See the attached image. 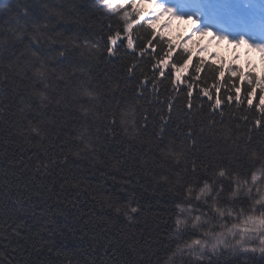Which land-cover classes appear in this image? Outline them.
I'll list each match as a JSON object with an SVG mask.
<instances>
[{
	"label": "trees",
	"instance_id": "trees-1",
	"mask_svg": "<svg viewBox=\"0 0 264 264\" xmlns=\"http://www.w3.org/2000/svg\"><path fill=\"white\" fill-rule=\"evenodd\" d=\"M116 11L102 0H0V252L7 258L0 257L3 264H209L177 251L200 235L177 240L173 234L176 182L191 179V160L227 163L236 151L233 140L243 145L251 133L258 142L264 133L253 130L251 123V113L258 115V98L251 110L240 105V111L233 104L213 112L212 101L198 97L197 87L193 99L203 108L193 116L184 109V89L200 60L201 80L195 81L200 87L219 82L221 68L228 79L231 67L264 76V66L243 68L215 57L210 47L193 38L184 44L188 34H170L164 28V39L158 36L154 41L157 52L166 51L171 40L191 49L192 56L177 94L179 103L174 102L171 120L165 115L168 123L161 133L159 117L167 113L173 90L161 78L159 93L149 85L138 95V81L153 74L148 53L139 57L125 47L118 57L107 55L108 25L119 20ZM163 24H156L158 32ZM148 32L146 26H136L135 43L146 41ZM173 59H184L180 47ZM132 63L137 67L129 75ZM121 119L128 123L119 125ZM210 119L216 123L209 125ZM113 120L118 123L115 128ZM188 126L193 127L194 146L185 138ZM129 205L139 209L129 212L132 220L125 215ZM205 252L215 264V254ZM221 252L219 264H264V256L257 253Z\"/></svg>",
	"mask_w": 264,
	"mask_h": 264
},
{
	"label": "snow or ice",
	"instance_id": "snow-or-ice-1",
	"mask_svg": "<svg viewBox=\"0 0 264 264\" xmlns=\"http://www.w3.org/2000/svg\"><path fill=\"white\" fill-rule=\"evenodd\" d=\"M102 2L106 6L115 8L117 10L115 14L119 16V20L112 21L108 25V45L105 46L107 55L118 57L120 51L126 47L139 57L148 53L154 61L152 76L144 74L142 80L138 81V95L142 96L149 85H151L154 94L159 93L160 87L163 86L161 78L167 79L171 85L173 93L167 97V113L161 114L159 117L160 132L162 133L168 123V120H165V115L171 120L174 102L179 103L177 94L181 91L180 85L185 83L182 76L191 64V49L185 47L184 44L193 36L207 35L212 31L210 29L200 30L199 21L195 16L178 15L176 9L169 6L171 0H102ZM148 2L154 5L150 11H146L143 7ZM180 2L185 7H191L198 0H180ZM24 14L28 15L27 9L24 10ZM165 15L169 17V21L164 23L158 32L156 24ZM172 20H187L196 27L186 37L184 44L178 46L171 40H167V50L161 48V51L157 52L154 41H157L158 36L160 39H164L162 30L169 28ZM120 21H123L122 28L119 26ZM138 25L146 26L149 30V38L146 41H141L139 45L134 41V28ZM213 39L227 40V37H220L213 33ZM118 40L120 41L119 45H117ZM124 41H126V45ZM236 43H248V41L240 40ZM250 46L264 53V46ZM88 47L93 48L95 45ZM178 47L184 53L182 61L173 59L177 54ZM60 55H64V53L61 52ZM203 66L204 61L200 60L195 68L192 82H187L184 89V109L188 110L187 114L194 116L203 108L202 104H196L193 99V90L197 87L200 88L197 93L198 97H207L209 101H212L209 107L213 112L220 110L223 105L231 106L233 104L240 111H244L240 105H246L247 109L251 110L254 100L258 98V103L255 105L258 115L256 111L251 113L253 117L251 123L253 130L258 129L264 133V76H259L255 72L245 73L243 69L231 67L228 70L230 73L228 79H224L225 73L221 68L219 82L212 83L210 87H200L195 81L201 80L199 73L203 71ZM136 67V63L129 65L128 74L131 75ZM166 70H169L167 74ZM242 88L243 96L241 95ZM222 89H224V95H221ZM224 114V111L219 112L221 117ZM113 115L115 116V113ZM142 119L147 121L148 117L144 116ZM242 119L248 121L249 116L244 115ZM118 123L126 125L128 121L121 119ZM118 123L113 120L112 128L117 127ZM215 123V120H209V125ZM144 127L146 128L147 124ZM135 128L134 124V130ZM32 131H36V129L33 128ZM199 131L204 132V128L201 127ZM185 138L191 139L193 146L196 145L197 141L194 138L192 126L187 127ZM228 139H231V136H228ZM253 143H256V147H253ZM233 144L236 151L233 152L227 163L218 160L215 163L209 161L197 164L195 159L191 160V179L185 180L182 184L178 179L176 182L178 187L174 189L171 212L174 217L173 234L179 240L184 235H195L198 232L201 238L191 239L190 243L184 244V248L192 250L191 254L198 260H207L209 264H213V261L212 256L205 252L206 249L215 254V264L220 262L221 249L228 250V255L243 252L259 253L264 256V137L256 142L250 133L245 137L243 145L237 143L236 140H233ZM241 148H243L242 152H240ZM236 152H240V155H236ZM188 171V167H185L184 172ZM201 184L202 186H200ZM126 207L125 215L129 220H132L133 217L129 215V212L137 213L139 209L130 205ZM190 229H195L196 232L190 233ZM169 239L171 240V236ZM177 251H180L179 246ZM0 257L7 259L3 252H0ZM0 264L3 262L0 261ZM8 264H12V262L9 261Z\"/></svg>",
	"mask_w": 264,
	"mask_h": 264
},
{
	"label": "rangeland",
	"instance_id": "rangeland-1",
	"mask_svg": "<svg viewBox=\"0 0 264 264\" xmlns=\"http://www.w3.org/2000/svg\"><path fill=\"white\" fill-rule=\"evenodd\" d=\"M143 6L145 7H149V6H153V4L151 2L145 3ZM170 7H174L176 9V12L178 15H184V16H195L196 19L199 21V18H201L200 16V6L198 3L194 4L191 7H183L182 9V14H180V2H178V0H171ZM245 10H247V8H245ZM161 19H163L164 21H169V17L167 15H165L164 17H162ZM193 24H191L190 21H179V20H172L171 21V26H178L181 27L183 29H187L189 26H191ZM196 27V25H195ZM200 30H208L210 29L212 32L208 33L207 35H196L194 36V38L200 40L201 42H209L210 40L214 43V46L217 47L218 51H220L223 54H228L229 56L233 57L237 62H240L242 64H250L253 61L258 60L261 63H264V53H261L259 51H257L254 47L252 46H256V45H262L264 46V36L260 33H258L257 38V42L259 43H240L237 44L236 42H238L239 40L232 38L231 36H228V33L224 35H220L218 34L219 31L217 30V26L216 24H212L210 26H205L202 25L201 22L199 21V25H198ZM213 33H215L217 36L220 37H227V40H219V39H213ZM201 238V237H198ZM196 238V239H198ZM191 242V241H190ZM185 244V243H184ZM184 244L179 248L180 251L178 253H188L191 254L192 250L186 249L184 248ZM206 251V250H205ZM259 254V253H257ZM261 255V254H259ZM194 256V255H192Z\"/></svg>",
	"mask_w": 264,
	"mask_h": 264
}]
</instances>
